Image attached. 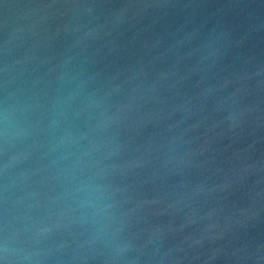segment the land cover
Segmentation results:
<instances>
[{
	"label": "water",
	"instance_id": "obj_1",
	"mask_svg": "<svg viewBox=\"0 0 264 264\" xmlns=\"http://www.w3.org/2000/svg\"><path fill=\"white\" fill-rule=\"evenodd\" d=\"M0 264H264V0H0Z\"/></svg>",
	"mask_w": 264,
	"mask_h": 264
}]
</instances>
